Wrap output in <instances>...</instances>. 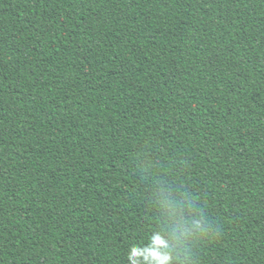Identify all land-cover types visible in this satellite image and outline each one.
Masks as SVG:
<instances>
[{
    "label": "trees",
    "instance_id": "trees-1",
    "mask_svg": "<svg viewBox=\"0 0 264 264\" xmlns=\"http://www.w3.org/2000/svg\"><path fill=\"white\" fill-rule=\"evenodd\" d=\"M264 264V0H0V264Z\"/></svg>",
    "mask_w": 264,
    "mask_h": 264
},
{
    "label": "clouds",
    "instance_id": "clouds-1",
    "mask_svg": "<svg viewBox=\"0 0 264 264\" xmlns=\"http://www.w3.org/2000/svg\"><path fill=\"white\" fill-rule=\"evenodd\" d=\"M161 264H165V262H164V260H163V259H161Z\"/></svg>",
    "mask_w": 264,
    "mask_h": 264
}]
</instances>
